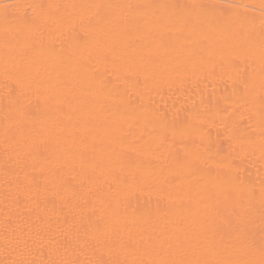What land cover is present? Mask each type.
I'll return each instance as SVG.
<instances>
[{
  "label": "bare ground",
  "instance_id": "6f19581e",
  "mask_svg": "<svg viewBox=\"0 0 264 264\" xmlns=\"http://www.w3.org/2000/svg\"><path fill=\"white\" fill-rule=\"evenodd\" d=\"M0 264H264V0H0Z\"/></svg>",
  "mask_w": 264,
  "mask_h": 264
}]
</instances>
